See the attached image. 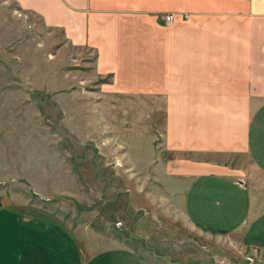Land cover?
<instances>
[{
	"label": "crops",
	"instance_id": "crops-1",
	"mask_svg": "<svg viewBox=\"0 0 264 264\" xmlns=\"http://www.w3.org/2000/svg\"><path fill=\"white\" fill-rule=\"evenodd\" d=\"M14 1L60 30L68 45L92 50L96 74L110 78L99 91L147 99L150 112L163 115L164 132L152 160L151 210L110 199L126 234H108L103 209L91 204L86 219L68 218V210L45 221L7 198L0 202V264H110L109 255L137 250L151 264H229L209 263L205 244L218 237L243 243L257 259L245 264H264L254 243L225 227L212 233L190 213L203 209L195 188L202 176L239 183L250 191L247 216L264 213V163L252 134L264 113V0ZM167 13L170 24L161 19Z\"/></svg>",
	"mask_w": 264,
	"mask_h": 264
},
{
	"label": "rangeland",
	"instance_id": "rangeland-1",
	"mask_svg": "<svg viewBox=\"0 0 264 264\" xmlns=\"http://www.w3.org/2000/svg\"><path fill=\"white\" fill-rule=\"evenodd\" d=\"M94 56L92 50L68 45L60 30L45 27L14 0H0V202L27 203L24 212L45 221L68 210V218L77 212L78 220L86 219L83 208L91 204L103 209L108 234L120 236L125 229L110 199L117 197L121 206L130 199L137 208L151 210L148 189L157 183L150 173L162 148L163 115L152 114L147 99L100 92L110 78L96 74ZM252 134L254 154L264 163V113ZM241 186L227 177L202 176L195 188L203 192V209L197 215L191 210V216L206 230L225 227L264 253V213L247 216L250 191ZM205 246L209 263L257 261L241 242L218 237ZM137 251L113 253L110 264H151Z\"/></svg>",
	"mask_w": 264,
	"mask_h": 264
},
{
	"label": "built area",
	"instance_id": "built-area-1",
	"mask_svg": "<svg viewBox=\"0 0 264 264\" xmlns=\"http://www.w3.org/2000/svg\"><path fill=\"white\" fill-rule=\"evenodd\" d=\"M174 15L172 13L164 14L161 19L166 23L170 24L173 21Z\"/></svg>",
	"mask_w": 264,
	"mask_h": 264
}]
</instances>
